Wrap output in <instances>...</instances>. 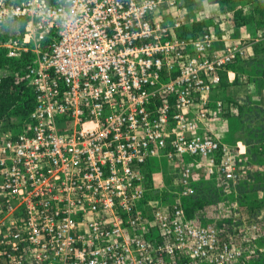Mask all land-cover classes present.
Here are the masks:
<instances>
[{"label":"built area","instance_id":"1","mask_svg":"<svg viewBox=\"0 0 264 264\" xmlns=\"http://www.w3.org/2000/svg\"><path fill=\"white\" fill-rule=\"evenodd\" d=\"M180 1L0 0V51L29 56L34 94L27 125L0 132V264H227L184 198L199 168L241 180L223 134L201 132L245 49L181 37ZM162 161L169 186L149 173Z\"/></svg>","mask_w":264,"mask_h":264},{"label":"rangeland","instance_id":"2","mask_svg":"<svg viewBox=\"0 0 264 264\" xmlns=\"http://www.w3.org/2000/svg\"><path fill=\"white\" fill-rule=\"evenodd\" d=\"M262 1L260 0V4H263ZM197 3L203 7L202 0H197ZM186 5L184 0L180 1V8ZM183 30L179 31L180 35L185 33ZM201 34H197L193 38H198ZM214 35L219 45V36L215 32ZM223 43L222 46H218L219 49L226 45L241 46L245 49L244 56L249 46L245 42L237 44L233 41H225ZM22 100L25 103L29 101L28 104H30V95L27 92L23 93ZM256 114L259 113L256 112ZM260 116L264 119V113ZM27 123L26 119L14 116L5 122H0V132L10 128L19 130ZM242 130L246 136L245 140L251 141L250 150L253 153L256 151L263 153L264 129H255L248 124ZM260 142L263 143V146L257 144ZM241 148L243 147L241 146ZM239 152L240 147H235L233 168L241 176L236 188L227 186L218 169L216 174L210 175L205 173L203 168L197 169V166H194L198 170L196 174L199 172L200 175H195L193 184L195 194L192 197L184 198V207H186V215L192 225L197 228L217 231L216 246L218 249H221L225 244L229 246L231 257L227 264H264V155L254 158L253 155H247V151L242 155ZM187 163H191V161H187ZM153 169V173H160L156 175V178L161 177L162 174L165 185L171 184L169 177L171 170L168 162H155ZM205 193L213 195L210 202H207ZM197 201L199 202L197 203ZM212 259L214 260V258ZM166 264H214V262L211 259L194 260L188 253H180L169 258Z\"/></svg>","mask_w":264,"mask_h":264},{"label":"crops","instance_id":"3","mask_svg":"<svg viewBox=\"0 0 264 264\" xmlns=\"http://www.w3.org/2000/svg\"><path fill=\"white\" fill-rule=\"evenodd\" d=\"M184 2L187 5L175 12L174 17L183 21L185 31L192 32L204 23L208 25L207 30L219 36V45L225 41L249 44L243 58L221 71V96L230 104L220 100L229 104V112L213 107L211 119L201 133H222L232 150L242 146L240 155L246 151L252 155L251 141L245 140L242 129L248 124L264 128V119L260 116L264 113V24L259 21V13L253 11L258 1L245 4L241 0H202L203 7L197 5V0ZM248 16H252L251 22L246 23L242 18ZM257 144L263 146L262 142Z\"/></svg>","mask_w":264,"mask_h":264},{"label":"trees","instance_id":"4","mask_svg":"<svg viewBox=\"0 0 264 264\" xmlns=\"http://www.w3.org/2000/svg\"><path fill=\"white\" fill-rule=\"evenodd\" d=\"M241 1L245 2V4H248L253 1L255 2L258 1L253 11L254 12L257 11L259 13V21L264 24V0L262 1L263 4H260L261 3L260 0H241ZM251 17L252 16L243 17L242 20L248 23V22H251L250 21ZM207 29H208V25L201 23L199 27H196L194 29V31L192 32L185 31V33L180 36H183L186 38H193L197 36V34L199 35ZM262 52L264 53V46L262 47ZM238 60L239 59H237L236 61ZM29 61H30V58L28 55L22 57L19 60L10 61L5 57L4 53L0 51V68L5 67V66H10L13 69V71L16 73L14 77H7L0 82V122H5L14 116H20L21 118L26 119L27 122L29 120V115L34 108V94L32 90L27 87L25 80H23L24 70H25L24 68ZM231 65L232 64H230L228 67H230ZM222 90H223V85L221 82V85L217 89V94H216V97L219 99H223V97L221 96ZM26 92L30 95V104H28L29 101L25 103V101L22 100V94ZM223 100L228 101V99H223ZM227 103H229V101ZM255 129H259V128H255ZM262 129L264 128H261L260 130ZM252 155H253L252 157L258 158V157L263 156L264 152L263 153L257 152V151L256 153L252 152ZM154 163L155 162H152L148 166L150 174L154 172V169H153ZM210 193L204 194L205 198H207L208 200L207 202H210L211 199L213 198V195ZM198 202L199 201H197V203ZM185 210H186V207H185Z\"/></svg>","mask_w":264,"mask_h":264}]
</instances>
